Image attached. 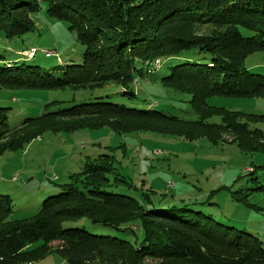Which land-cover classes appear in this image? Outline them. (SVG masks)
Returning <instances> with one entry per match:
<instances>
[{
    "label": "trees",
    "instance_id": "1",
    "mask_svg": "<svg viewBox=\"0 0 264 264\" xmlns=\"http://www.w3.org/2000/svg\"><path fill=\"white\" fill-rule=\"evenodd\" d=\"M42 4L48 16L65 22L83 46L81 63L35 64L34 57L3 61L0 91H107L94 103L47 108L40 118L25 119L16 127L10 123L11 108L0 106V155L52 130L46 124L50 118L74 117L69 129L75 130L82 127L76 122L82 113L95 109L174 127L127 131L107 126L122 137L172 134L215 144L228 135L243 151H264V135L242 120L264 117L249 118L208 104L211 98H264V76L243 65L249 55L264 51V0H0V32L9 40L32 32L31 17ZM204 28L206 33H199ZM156 61L162 64L157 69ZM153 70L156 73L147 74ZM145 77L164 87L155 86L158 92L189 96L196 119L177 120L152 100L164 95L138 92L133 81ZM154 102L157 108L149 107ZM214 117L219 124L209 122ZM28 129L30 135H21ZM13 132V139L5 141ZM115 150L124 153L125 147ZM113 154L109 148L86 157L61 193L45 198L30 217L11 219L12 199L0 194V264H36L49 255L67 264H264V248L254 236L226 227L192 205L153 201L148 193L135 195L117 171ZM79 222L114 236L70 226Z\"/></svg>",
    "mask_w": 264,
    "mask_h": 264
},
{
    "label": "rangeland",
    "instance_id": "2",
    "mask_svg": "<svg viewBox=\"0 0 264 264\" xmlns=\"http://www.w3.org/2000/svg\"><path fill=\"white\" fill-rule=\"evenodd\" d=\"M46 10L47 5L42 4L40 12L31 17L34 28L30 33L9 40L0 32V63L20 62L33 57L31 63L35 64L59 66L81 63L83 46L65 22L49 17ZM199 33H206V28L200 29ZM241 33L249 36L245 31ZM31 49H34L33 57L28 58ZM43 51L51 52L52 56L48 58ZM243 65L264 76V51L249 55ZM133 84L147 97L164 95V99L152 97V100H158L162 110L169 111L168 115L178 117L180 121L196 119L188 102L189 96L165 90L158 92L157 86L164 87L151 83L146 77L134 80ZM106 91V88L98 87L19 92L2 90L0 106L11 108L10 123L16 127L25 119L40 118L47 108L94 103V98L106 94ZM208 104L248 117H264V98H211ZM156 105L154 102L149 107L157 108ZM72 118H50L46 124L52 130L42 132L21 149L0 155V194L12 199L11 219L33 215L45 198L61 193V187L71 182V177L79 172L86 157L107 152L110 148L115 153L117 171L131 183L135 195L148 193L146 195L153 201H176L197 207L218 223L254 236L264 248V151H243L236 142H230L232 138L228 135H222L215 144L204 138L191 141L172 134L133 133L122 137L107 126L127 131L149 127L170 131L174 127L170 122L162 123L155 119L109 116L98 109L82 113L81 119L76 121L82 127L75 130L69 129V123L74 122ZM242 120L247 121L250 129H257L264 135V120L251 122L244 117ZM209 122L219 124L220 120L214 117ZM97 124L107 128H98ZM33 127H36L35 123ZM16 132L8 135L5 141L13 139ZM21 133L30 135L32 129ZM20 136H16V140ZM122 145L125 152H117L115 148L119 150ZM168 184L172 187L169 188ZM70 226L84 228L91 234L114 236L103 228L91 229L82 222ZM45 259L43 257L41 261Z\"/></svg>",
    "mask_w": 264,
    "mask_h": 264
},
{
    "label": "crops",
    "instance_id": "3",
    "mask_svg": "<svg viewBox=\"0 0 264 264\" xmlns=\"http://www.w3.org/2000/svg\"><path fill=\"white\" fill-rule=\"evenodd\" d=\"M36 264H67V263L63 258L57 255H49L48 257H46L45 260H42Z\"/></svg>",
    "mask_w": 264,
    "mask_h": 264
},
{
    "label": "built area",
    "instance_id": "4",
    "mask_svg": "<svg viewBox=\"0 0 264 264\" xmlns=\"http://www.w3.org/2000/svg\"><path fill=\"white\" fill-rule=\"evenodd\" d=\"M42 53H44L47 57H51V56H52V53L49 52V51H43ZM28 54H29L30 56L33 57V50H31L30 52H28ZM158 63H159V62L156 61V68H157V64H158ZM168 187L171 188L172 185H171V184H168Z\"/></svg>",
    "mask_w": 264,
    "mask_h": 264
},
{
    "label": "bare ground",
    "instance_id": "5",
    "mask_svg": "<svg viewBox=\"0 0 264 264\" xmlns=\"http://www.w3.org/2000/svg\"><path fill=\"white\" fill-rule=\"evenodd\" d=\"M32 56H30V57H28V58H31ZM159 64V63H158ZM158 64H157V66H158ZM155 67H156V63H155ZM158 68V67H157Z\"/></svg>",
    "mask_w": 264,
    "mask_h": 264
}]
</instances>
